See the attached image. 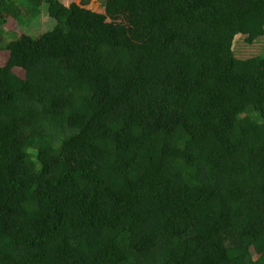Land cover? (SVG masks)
<instances>
[{"label": "trees", "instance_id": "16d2710c", "mask_svg": "<svg viewBox=\"0 0 264 264\" xmlns=\"http://www.w3.org/2000/svg\"><path fill=\"white\" fill-rule=\"evenodd\" d=\"M240 38L264 0H0V264H264V54Z\"/></svg>", "mask_w": 264, "mask_h": 264}, {"label": "rangeland", "instance_id": "374dc122", "mask_svg": "<svg viewBox=\"0 0 264 264\" xmlns=\"http://www.w3.org/2000/svg\"><path fill=\"white\" fill-rule=\"evenodd\" d=\"M94 8H99L103 5V0H93ZM55 26V22L48 17L47 6H43L41 14L35 19L26 29L25 33L30 36H36L51 31ZM11 29L16 26L13 22L9 24ZM235 54L238 59L247 60L253 57L264 54V38L257 40L253 45H246L244 38H240L236 42ZM4 58V55H3ZM5 59V58H4Z\"/></svg>", "mask_w": 264, "mask_h": 264}]
</instances>
